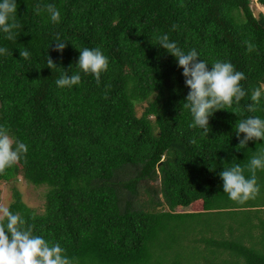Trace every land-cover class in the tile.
I'll return each mask as SVG.
<instances>
[{
    "label": "trees",
    "instance_id": "obj_1",
    "mask_svg": "<svg viewBox=\"0 0 264 264\" xmlns=\"http://www.w3.org/2000/svg\"><path fill=\"white\" fill-rule=\"evenodd\" d=\"M253 1L264 8V0H16L17 39L0 31L8 49L0 54V125L28 152L0 184L22 178L44 188L45 201L37 213L14 190L10 210L34 235L60 243L71 264H189L182 249L190 242L202 264H264V170L259 193L244 204L228 197L220 177L264 149L253 140L238 150L235 133L239 120L264 119V94L248 111L264 82V12L256 17ZM48 4L60 11L58 23ZM161 34L185 53L195 49L209 70L231 62L246 77L247 95L211 115L208 134L189 127L190 89L176 57L154 39ZM83 48L109 60L99 84L76 67ZM65 72L79 73L80 83L58 87Z\"/></svg>",
    "mask_w": 264,
    "mask_h": 264
},
{
    "label": "clouds",
    "instance_id": "obj_2",
    "mask_svg": "<svg viewBox=\"0 0 264 264\" xmlns=\"http://www.w3.org/2000/svg\"><path fill=\"white\" fill-rule=\"evenodd\" d=\"M45 10L53 23L60 21L61 14L55 5L48 4ZM35 11L39 14L42 9L37 5ZM16 13V0L0 2V31L5 34V39L10 41L17 39L19 34L17 30L22 28L16 20ZM154 39L160 47L176 57L178 66L183 69L185 84L190 89L185 98L186 102L183 103V109L189 110L192 117L189 127L193 129L198 127L208 134L209 117L216 111L225 109V106L232 107L234 102L239 104L247 95L241 86V81L246 78L244 73L236 71L231 62L220 60L211 64L212 68L209 70V64L200 59L195 49L185 53L175 42L170 41L167 34L155 36ZM55 42V50L63 53L67 47L66 42L61 40L59 35ZM245 44L249 53L255 50V45L250 41H246ZM79 51L76 67L84 74L94 75L99 84L101 74L108 70V58L99 48H83ZM7 52V48L0 47V54ZM20 56L28 59L30 53L26 49L20 50ZM47 67L51 69L57 67L50 56L47 59ZM80 81L79 73L69 76L65 72L55 83L60 88H70L78 85ZM262 94H264V82L252 90L253 103L248 105L249 112L257 110L256 106L260 103ZM235 133L239 138L238 150L246 147L249 141L264 140V119L249 116L239 120ZM27 152V145L14 139L9 134V129L0 125V173L17 164ZM257 170H264V149L257 151L246 166L234 164L220 172L224 182L223 190L232 201L244 204L256 198L260 191ZM245 171L249 176H245ZM34 228L35 226L28 224L19 212L13 213L8 206L0 204V264H71L60 243H52L42 236L34 235Z\"/></svg>",
    "mask_w": 264,
    "mask_h": 264
},
{
    "label": "rangeland",
    "instance_id": "obj_3",
    "mask_svg": "<svg viewBox=\"0 0 264 264\" xmlns=\"http://www.w3.org/2000/svg\"><path fill=\"white\" fill-rule=\"evenodd\" d=\"M251 8L253 10V14L257 17L259 14L264 12V8L260 6L256 1H253L251 3ZM145 107V104H139L136 105V114L137 116H140L143 108ZM14 190H17L19 194L21 195V199L23 203L29 207L32 210H35L37 213L43 212V203H44V194H45V189L41 187H34L33 185L27 183L25 180L22 178H18L16 181L12 182H2L0 184V204L6 205L9 207V205L13 202V194ZM195 210V208L190 207L188 211ZM178 212H182L184 210L178 209ZM174 236V235H173ZM177 238L179 240V236H174V240ZM176 244V243H175ZM173 243L172 246L173 250H178L177 248L184 247L180 244L178 247V244ZM189 245V244H188ZM196 246L195 244H191L182 249L184 256L183 259H186V261L189 264H202L203 262L200 261L199 259L197 260L195 258L196 252L193 248H190V246ZM202 248V246H201ZM179 252V250H178Z\"/></svg>",
    "mask_w": 264,
    "mask_h": 264
}]
</instances>
